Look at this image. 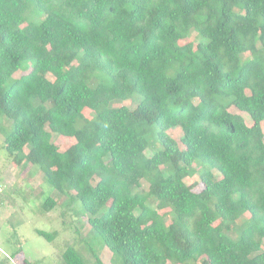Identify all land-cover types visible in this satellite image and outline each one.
<instances>
[{
	"label": "trees",
	"instance_id": "1",
	"mask_svg": "<svg viewBox=\"0 0 264 264\" xmlns=\"http://www.w3.org/2000/svg\"><path fill=\"white\" fill-rule=\"evenodd\" d=\"M4 117L14 162L82 202L99 264L97 242L115 264H264V0H0Z\"/></svg>",
	"mask_w": 264,
	"mask_h": 264
},
{
	"label": "rangeland",
	"instance_id": "2",
	"mask_svg": "<svg viewBox=\"0 0 264 264\" xmlns=\"http://www.w3.org/2000/svg\"><path fill=\"white\" fill-rule=\"evenodd\" d=\"M51 78L55 79L53 75ZM115 105H130L135 109L139 103L129 100L117 101ZM86 113L91 116L94 112L87 109ZM3 124L7 126V130H2ZM12 128V119L4 117L0 120V171L9 185L3 198L1 197L4 201L0 198V264H26L27 259L34 264H64L63 252L70 245L77 246L91 264H99L90 248L89 242L94 238L89 217L80 210L82 202L79 201L74 207L67 205L68 197L47 183L42 170L31 166H18L14 162L6 144L7 134ZM170 132L179 141L182 140L184 134L182 127L173 128ZM151 139L153 140L152 136ZM54 141L62 148H68L73 144L71 138L63 137L59 133L54 134ZM152 152L153 148H150L148 153ZM200 180L197 174L189 178L188 182ZM150 187L151 182L144 180L143 186L138 187L137 191L146 192ZM202 188L201 183L197 189ZM49 195L58 202L51 211L46 210L44 206ZM169 220H172L171 215ZM38 229L58 231L59 235L51 242L40 235ZM95 245L105 264H115L114 253L110 248L101 242Z\"/></svg>",
	"mask_w": 264,
	"mask_h": 264
},
{
	"label": "built area",
	"instance_id": "3",
	"mask_svg": "<svg viewBox=\"0 0 264 264\" xmlns=\"http://www.w3.org/2000/svg\"><path fill=\"white\" fill-rule=\"evenodd\" d=\"M8 186V182L0 171V198L6 193Z\"/></svg>",
	"mask_w": 264,
	"mask_h": 264
}]
</instances>
